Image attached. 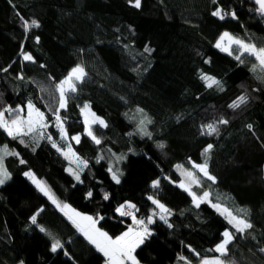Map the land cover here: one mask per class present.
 Here are the masks:
<instances>
[{
    "label": "trees",
    "instance_id": "1",
    "mask_svg": "<svg viewBox=\"0 0 264 264\" xmlns=\"http://www.w3.org/2000/svg\"><path fill=\"white\" fill-rule=\"evenodd\" d=\"M133 5L134 0H0V112L25 109L31 102L47 124L16 138L0 128V149L16 153L0 152L10 176L0 185V264H105L26 171L58 202L96 218V226L112 238L132 226L116 212L120 205H135L147 224L157 212L148 197L159 200L171 214H165L167 223L152 216L150 232L134 252L138 264H199L220 255L214 249L225 230L233 234L227 256L221 257L225 264H264V73L253 71L255 57L236 47L229 55L215 46L227 32L264 47L263 16L252 0ZM217 8L224 19L212 15ZM32 20L39 27L26 32L24 23ZM26 54L32 60H25ZM77 65L86 75L75 92L67 93L59 115L69 138L80 137L72 148L87 167L78 182L47 138L48 131L57 137L56 86ZM202 76L219 86L209 87ZM241 96L247 97L244 103L229 107ZM84 104L106 121L107 127L91 125L100 144L85 133ZM19 113L5 112V117ZM145 118L151 120L144 125L150 137L140 131ZM222 118L228 123L220 124ZM207 124L218 132L202 135ZM206 159L215 182L193 167ZM110 166L119 170V184ZM182 182L198 197L204 192L209 197L197 207ZM213 204L252 227L237 232ZM53 237L63 245L56 252Z\"/></svg>",
    "mask_w": 264,
    "mask_h": 264
},
{
    "label": "snow or ice",
    "instance_id": "2",
    "mask_svg": "<svg viewBox=\"0 0 264 264\" xmlns=\"http://www.w3.org/2000/svg\"><path fill=\"white\" fill-rule=\"evenodd\" d=\"M131 2V0H130ZM213 3H216V0H212ZM256 3L259 4L258 11L262 14H264V0H256ZM134 7L139 8L141 6V0H134ZM213 16H217L220 19H224V14H222V11L220 8H217L215 11L212 12ZM233 18H235V13H232ZM39 27V24L36 20H32L30 24L28 22L24 23L25 31L27 32L29 28ZM38 40V38H37ZM227 40L228 46H224L223 42ZM238 45L239 50L242 53H247L249 56L255 57V61L258 63L253 64V71H255L257 68L260 69L261 73H264V47L257 48L253 44L246 43L245 41L232 37L229 33L225 32L221 35V37L218 39L216 43V47L220 48L221 51L228 52L229 55L232 54V51L230 50L231 45ZM147 50V49H146ZM25 60H32V57L30 55L24 56ZM236 59L243 63L241 56H237ZM3 71H7V69H2ZM86 73L84 72V69L77 65L75 68L71 70V72L68 74V76L61 81L57 86L56 89L59 92V107L55 110L56 112V126L58 127L61 138L62 139H68L67 133L64 129L63 121L61 120V117L59 115L60 109H63L67 105V97L66 93L69 92H75L76 91V85L73 82L80 81L84 78ZM202 79L208 82V86L211 87L212 85L219 86V82L216 81L214 78L202 76ZM261 79H264V76L261 77ZM222 90V89H221ZM246 96H241L237 98V101H234L229 107L231 108H237L240 106V104L244 103L246 101ZM28 108V115L26 119L21 118L19 115H16L15 119L5 120L4 114L5 112L10 113H19L21 109L17 108L15 110L12 109H5V112H0V128H3L4 131L8 133L9 136H12L13 138H16L17 136H27L30 133H33L37 130V128L44 129L47 128V124L45 123V117L44 113L41 112L38 108H36L31 102L27 105ZM82 114L84 115V123H85V133L92 138V140L96 144H100V140L93 134L91 124H99L101 127H107L104 120L100 119L95 115V113H92L90 111L89 105L85 104L83 108L81 109ZM141 128L140 131L143 135H147L150 137V133L146 130L144 125L146 123H151V120H148L145 118V120H142L141 122ZM220 124H227L228 121L225 119L219 120ZM251 127V126H249ZM204 129H207L205 132ZM218 129L214 126V124H207L202 126V132L201 134H207L212 135L214 133H217ZM41 138H43V134L41 133ZM49 140H51V136L47 137ZM72 140L79 143L80 137L72 136ZM23 142V141H21ZM38 144V141H37ZM53 147H57L55 143H53ZM158 147L163 148L164 145L160 144ZM213 145L209 144L203 151V155L207 157V154L212 149ZM57 151H61L59 147H57ZM0 152L3 153V155H16L15 152H8L7 146H5L3 149H0ZM66 158L73 157L78 162V168L80 171H83V168H80V165H83V167H87L86 161L80 159L76 154L72 151L71 145L68 146L67 152L63 153ZM3 155H0V185L4 184L6 180L10 178L9 173L3 166ZM103 157H100L102 159ZM122 158V157H121ZM99 162V161H98ZM20 163H24L23 160L20 161ZM179 167V166H178ZM193 167L196 168L200 173L203 174L208 180L215 182V177H213L208 172V164L207 159L203 164H193ZM109 171H112V169H109ZM26 176H29L33 180V183L36 184L37 189L42 192L45 196L48 197L49 200L52 201L53 204H55L64 214L68 217V219L72 222L73 226L79 231L86 240L90 244H93L97 251L103 253L105 257H107V264H127V262H131V264H138V261L136 260V257L133 255L135 250L144 243V239L146 235H148V229L147 224L153 223L152 216L147 217V224L143 219H137L132 212L125 211V207L129 209H134L135 205L133 204H127V205H120L116 212L119 213L121 216H132L133 224L137 225V228H129L128 231L124 232L120 236L115 237L114 239L109 236V234L100 228H98L96 225L98 223V220L92 216L82 214L80 212H77L76 210L70 208L67 204H62L61 202H58L55 196L52 194L51 190L45 185L43 182L38 181L35 179V177L32 176L31 173H25ZM72 175L75 177L77 181H80V175L79 172H72ZM186 177L189 178L191 183L199 184V180H197L192 172H185L183 173ZM112 180L115 181L117 184L120 183L119 175L116 171H112ZM159 186V181L155 180L152 182V187L157 188ZM181 187L185 188V191L189 192V195L193 198V203L199 207L200 203L204 202L208 197L209 193L204 192L202 196H197L195 193L191 192L188 187L185 186V184L182 182ZM92 192L89 191L87 193V197H91ZM108 194H104V199L107 200ZM149 200L152 201L154 205L160 210V213H153V215H160V219L164 220L165 223H167L166 217L164 214L170 215L171 212L169 209H167L163 204L160 203L159 200L153 199L152 196L148 197ZM214 208H216L221 215H226V219L228 220V223L231 224L237 232H244L245 229L251 228L252 225L246 222L243 218L234 215L232 211L228 210L227 208L222 209L219 204H213ZM240 211H246V210H240ZM102 219V217H101ZM31 221L33 224H36V216L31 217ZM171 227V225H169ZM41 232H46V230L41 227ZM48 235H51L50 233H47ZM224 239L221 243L217 244L214 251L216 253H219L220 255L217 257H214L212 259H204L202 261V264H225V261L221 259V257H225L228 254V246L230 242L233 239V234L227 230L223 233ZM63 247L61 242L58 239H55L53 237V243L51 246V250L53 252H56L57 249ZM261 251H264V249H261Z\"/></svg>",
    "mask_w": 264,
    "mask_h": 264
},
{
    "label": "rangeland",
    "instance_id": "3",
    "mask_svg": "<svg viewBox=\"0 0 264 264\" xmlns=\"http://www.w3.org/2000/svg\"><path fill=\"white\" fill-rule=\"evenodd\" d=\"M223 33H225V32H223ZM222 33V34H223ZM233 37V36H232ZM223 45L224 46H228V41L227 40H225L224 42H223ZM238 48L239 49V46L238 45H231V48H230V50H232L233 48ZM219 50H220V48H218ZM221 51V50H220ZM223 52H226V51H223ZM240 54H242V52L240 51ZM80 67H82L81 65H79ZM76 67V66H75ZM75 67H73V68H75ZM72 68V69H73ZM83 68V67H82ZM71 69V70H72ZM71 70L66 74V76H64L59 82H58V84L61 82V81H63L67 76H68V74L71 72ZM81 81V80H80ZM80 81H73L74 83H75V85H76V87H77V84L80 82ZM66 97H67V93H66ZM27 105H28V103L26 104V106H25V109H23L22 107H18L19 109H21V111H20V113L19 114H17V115H19L21 118H23V119H26L27 118V115H28V108H27ZM85 105V104H84ZM83 105V106H84ZM88 105V104H87ZM83 106L81 107V109L83 108ZM90 108V107H89ZM81 109H80V111H81ZM41 111V110H40ZM90 111L92 112V113H94L91 109H90ZM97 117H99L100 119H102V120H104V118H102L101 116H99V115H97V114H95ZM81 117H82V121H83V123H84V115L82 114V112H81ZM16 118V115L13 117V118H11V119H15ZM4 119L5 120H11V119H7L6 117H5V114H4ZM104 122L106 123V121L104 120ZM64 125V124H63ZM84 125H85V123H84ZM91 125H93V124H91ZM3 129V128H2ZM37 129H40V128H37ZM56 129H57V137L56 138H54V136L52 135V133L51 132H49L48 131V137L49 136H51V144L53 145V143H55L56 145H57V147H59L60 149H61V151H58L59 153H61L62 154V156L66 159V160H68L69 161V165H67L66 166V171L70 174V175H72V172H79V174H80V170H79V168H78V162L75 160V158H73V157H68V158H66V156L63 154V153H65V152H67V148H68V146L69 145H71V147H72V142H76V141H74V140H72V139H70L69 138V136H68V139H62L61 138V134H60V131H59V129H58V127L56 126ZM64 129H65V127H64ZM4 130V129H3ZM40 131H42V130H40ZM65 131H66V129H65ZM6 132V131H5ZM67 133V132H66ZM74 136H77V135H74ZM57 147H55L56 149H57ZM72 151L74 152V150H73V148H72ZM75 153V152H74ZM76 154V153H75ZM76 156H78L77 154H76ZM79 157V156H78ZM80 168H83V165H80L79 166ZM109 169H112V171H116L117 172V174L119 175V170L117 169V167L116 166H114L113 168H112V166H110L109 167ZM112 171H110V174H111V176H112ZM195 171H197L198 172V170L195 168ZM25 173H31V172H29V171H26V172H24V176L26 177V178H28L31 182H33V180L31 179V178H29V176H26L25 175ZM32 174V173H31ZM33 176V175H32ZM73 176V175H72ZM73 178H74V180L76 181V182H78L76 179H75V177L73 176ZM181 185V184H180ZM68 205V204H67ZM70 208H72L71 206H70ZM73 209V208H72ZM75 210V209H74ZM77 212H80V211H78V210H76ZM155 212V211H154ZM154 212H152L151 214H152V216H156L157 218H160V215H153V213ZM80 213H82V212H80ZM155 213H160V210L157 208V212H155ZM82 214H84V213H82ZM85 215H87V214H85ZM165 215V214H164ZM153 218V217H152ZM134 228V227H132V226H128L121 234H123L124 232H126V231H128V229L129 228ZM38 232V231H37ZM121 234H119L118 236H120ZM117 237V236H116ZM115 237H113V239H114ZM223 239H224V237H223ZM222 239V240H223ZM222 240L219 242V243H221L222 242ZM218 243V244H219ZM216 247V246H215ZM99 252V251H98ZM99 254H100V257H102L103 259H104V261H105V264H107V257H105L104 255H103V253H101V252H99ZM133 255H134V253H133ZM135 256V255H134ZM217 257V256H216ZM214 258V257H213ZM206 259H212V258H206ZM130 262V261H129ZM199 264H202V262L201 263H199Z\"/></svg>",
    "mask_w": 264,
    "mask_h": 264
},
{
    "label": "built area",
    "instance_id": "4",
    "mask_svg": "<svg viewBox=\"0 0 264 264\" xmlns=\"http://www.w3.org/2000/svg\"><path fill=\"white\" fill-rule=\"evenodd\" d=\"M125 211H130L132 212V214L137 218V219H141V216L140 214L138 213V211L134 208V209H129V208H126L124 209ZM123 218L125 219H128L130 222H131V225L134 227V228H137L138 226L133 224V219H132V216H122ZM147 229H148V233L150 232V227L147 225Z\"/></svg>",
    "mask_w": 264,
    "mask_h": 264
},
{
    "label": "water",
    "instance_id": "5",
    "mask_svg": "<svg viewBox=\"0 0 264 264\" xmlns=\"http://www.w3.org/2000/svg\"><path fill=\"white\" fill-rule=\"evenodd\" d=\"M252 3L255 5V7L257 8V10L259 9V4L256 3V0H252ZM261 15L263 16L264 18V14L261 13Z\"/></svg>",
    "mask_w": 264,
    "mask_h": 264
},
{
    "label": "crops",
    "instance_id": "6",
    "mask_svg": "<svg viewBox=\"0 0 264 264\" xmlns=\"http://www.w3.org/2000/svg\"><path fill=\"white\" fill-rule=\"evenodd\" d=\"M63 213H64V212H63ZM92 245H93V244H92ZM93 246H94V245H93ZM94 247H95V246H94ZM212 258H213V257H212ZM202 261H203V260H202ZM202 261H201V262H202ZM201 262H200V263H201ZM104 263H105V261H104Z\"/></svg>",
    "mask_w": 264,
    "mask_h": 264
}]
</instances>
